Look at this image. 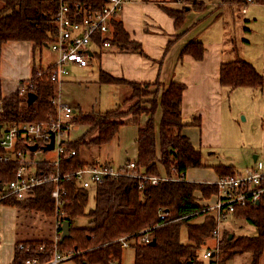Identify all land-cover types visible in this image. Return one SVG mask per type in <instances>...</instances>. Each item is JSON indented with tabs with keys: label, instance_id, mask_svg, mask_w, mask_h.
Segmentation results:
<instances>
[{
	"label": "trees",
	"instance_id": "trees-1",
	"mask_svg": "<svg viewBox=\"0 0 264 264\" xmlns=\"http://www.w3.org/2000/svg\"><path fill=\"white\" fill-rule=\"evenodd\" d=\"M72 10L78 8L102 9L106 0H68ZM185 4L181 10L167 8L166 11L179 28L184 23L188 11L202 10L204 2L197 0H175ZM239 2L247 0H236ZM264 3V0H252ZM190 9L187 7H189ZM58 11L57 0H0V48L8 41H31L34 47L49 46L56 38L57 26L55 18ZM113 37L111 42L121 51H133L143 54L140 42L130 39L121 20L114 19L111 23ZM101 45L100 41L98 42ZM190 54L196 59H202L204 44L200 40L190 41L182 50V55ZM32 77L34 75L32 74ZM33 79V78H32ZM101 83L127 84L133 89L134 104L127 111L120 107L108 111L79 112L73 118L74 125H90L89 131L75 142H67L65 152L61 155L59 170L62 174L75 172L85 165L81 156V147L105 145L110 143L117 134L121 119L128 114L147 112L148 122L139 130L137 144L138 157L134 173L144 171L150 175H158V164L161 163L172 179L162 181L158 185L143 182L131 175L123 174L105 180L102 184L90 188L79 186L75 176L63 182L66 189L63 209V220H69L70 236L63 241L58 240L59 250L71 255L77 264H112L123 259L124 247L121 239L125 238L134 248V264H204L198 259L197 251L206 244L208 238H213L217 227L214 212L200 205L195 196L201 191L207 198L217 192V185L207 182L187 181L185 173L189 168L208 167L203 162L202 153L196 150L190 139L182 133L187 124L183 122L181 112L182 96L185 84L173 80L168 86L162 82L138 83L118 78L100 70ZM25 80H22L23 83ZM221 82L230 91L238 87L264 88V75L250 62L242 58L225 61L221 66ZM34 92L38 98L28 104L25 95L15 91L4 97L0 81V123L42 122L49 115L55 116V106L51 99L58 93L57 84L47 76L33 79ZM161 93L158 102L156 94ZM153 95L150 107H143L144 98ZM161 105L163 115L160 123L159 142L161 155H158L157 134L154 125V112ZM199 125V122H195ZM94 133V135H93ZM172 148L173 150H169ZM75 150L76 154L68 157ZM47 152V151H46ZM129 162V161H128ZM18 163L0 161V184H5L15 178ZM220 177L237 173L233 165L217 164L213 166ZM35 171L45 174L55 171L48 161L35 164ZM175 173V177H172ZM53 182H46L34 188L33 195L26 199L9 197L3 200L4 205L16 206L20 209L42 213L51 218L56 213V207L51 196ZM94 198V206L88 209L90 198ZM165 214V218L160 217ZM88 216L89 226H75L74 220L80 216ZM252 224L256 228L253 235H234L226 229H221L218 236L216 256L220 254L224 263L236 255L249 253V264H260L264 253V192L259 202L238 206L232 214ZM186 226L188 242L181 241V229ZM222 228V227H221ZM59 233L61 229H58ZM149 233L155 244L140 242V238ZM44 248L40 250V247ZM53 247L51 240H23L17 243L14 260L11 264H25L26 260L39 256L47 261ZM221 262V263H220Z\"/></svg>",
	"mask_w": 264,
	"mask_h": 264
},
{
	"label": "crops",
	"instance_id": "crops-1",
	"mask_svg": "<svg viewBox=\"0 0 264 264\" xmlns=\"http://www.w3.org/2000/svg\"><path fill=\"white\" fill-rule=\"evenodd\" d=\"M197 1L204 2V9L188 11L184 23L178 28L174 18L168 14L166 9L181 10L185 6L183 2L129 0L115 19L122 21L131 40L141 43L144 53L121 51L114 45L110 48H103L101 51L95 50L94 56L85 66L71 64L69 75L60 85H57V89L66 83L82 89V85L89 83L90 85L85 87V90L93 92L92 87H97L99 91L102 89L107 93H112L106 95L111 97L112 103L115 97L114 104H116L108 107L111 104L108 102L104 107L101 105V109L96 110L94 107L87 109L77 101L78 105L73 106L76 109L75 115L80 111L104 112L118 107L127 111L134 104L131 86L101 83L100 70L138 83L160 81L168 86L171 81L176 80L183 82L186 86L182 96L181 112L187 124L182 128V133L190 139L196 150L201 151L202 158L203 148L222 146L227 87H224L221 82V66L225 61L242 58L264 75V3L249 0L243 2L236 0ZM188 8L190 9V5ZM192 40L203 42L202 59H196L190 54L182 55V50ZM41 53L43 54V49ZM35 54L36 48L31 41L14 40L2 45L0 48V81L4 97L17 91L22 80L32 77L37 66L33 61L36 58ZM236 56L238 57L235 58ZM54 61L48 62L45 56L41 59L40 66H48ZM232 92H229L227 96L229 97ZM161 93L160 91L156 94L158 102ZM153 97V95L145 97L143 107H150L149 102ZM162 115V107L158 105L154 112V125L159 156L161 155L159 133ZM149 117L147 112L130 113L124 116L113 140L104 145L109 147L108 156L100 157V162L95 160L89 164L108 163L122 166L128 161L136 160L139 152L137 144L139 130L146 125ZM196 121L199 125L195 124ZM79 126L78 130L69 134V142L77 141L87 132L97 133L95 130L89 131L90 125L80 124ZM77 131L82 133L75 138L74 134ZM83 148L90 149L91 147L82 146L80 153ZM84 163L88 164L85 161ZM217 164L224 163L216 161L208 164L210 168H189L184 178L192 182L215 184L220 177L213 167ZM158 170L160 176H167L165 167L161 163L158 164ZM236 171L238 172L237 169ZM195 196L200 205L210 206V208L217 200L214 194L207 198L203 197L199 190L195 192ZM211 210L214 212L213 209ZM33 213L35 212L16 206L0 205V264L12 263L16 245L20 241L53 240L56 237L54 217L49 218L43 215L39 218L40 227L28 226L27 219L34 218Z\"/></svg>",
	"mask_w": 264,
	"mask_h": 264
},
{
	"label": "built area",
	"instance_id": "built-area-1",
	"mask_svg": "<svg viewBox=\"0 0 264 264\" xmlns=\"http://www.w3.org/2000/svg\"><path fill=\"white\" fill-rule=\"evenodd\" d=\"M58 11L55 18L57 26L56 38L49 44L53 51L57 53V59L50 65L38 66L34 69L30 79L20 83L18 91L26 98L29 92H34L33 79L35 77L47 76L51 81L60 85L64 78L70 73V65L85 66L89 64L94 56L95 50L101 51L103 48L114 46L111 42L113 31L111 23L129 0H106L102 9L78 8L72 10V5L68 0H57ZM252 1V0H249ZM101 42L99 45L98 42ZM33 78V79H32ZM56 112L55 116L49 115L47 120L42 122H13L3 124L0 129V161H16L18 166L15 171V178L5 184L0 189V205L3 200L9 197L26 199L33 195L34 188L46 182H53L54 188L51 196L54 199L56 213L54 215V226L57 230L56 237L51 240L53 247L49 253L47 261L40 260L39 256L26 260L25 264H59L70 255L63 254L58 248L60 234L58 229L64 222L65 211L63 209L66 189L63 186L65 180L75 176L82 188H90L102 184L105 180L115 178L123 174H131L143 182H150L158 185L162 181L172 179L170 176H158L144 173V171L134 173L135 161L126 162L122 166H114L108 163H92L79 167L75 172L62 174L59 170L61 155L65 152V145L69 141L68 136L73 127V118L76 113L75 107L61 99L60 89L55 97L51 99ZM54 134V150L56 158L36 160L37 151L51 142V135ZM37 144V149L31 147ZM76 154L75 150L68 153V157ZM48 161L50 166L55 167V171L41 174L35 171V164ZM217 185V200L208 206L214 210L217 220V227L213 231L215 246L206 248L203 259L208 264H219L216 256L218 248V236L224 221L231 216L238 206H245L248 203L255 204L264 192V171L253 172L247 175L236 173L230 176L219 177L215 183ZM162 219L165 214H161ZM1 238V236H0ZM152 237L146 233L140 238V242L150 243ZM122 246H130V242L125 238L121 239ZM44 247L41 246L40 250ZM112 264H121L113 262Z\"/></svg>",
	"mask_w": 264,
	"mask_h": 264
},
{
	"label": "rangeland",
	"instance_id": "rangeland-1",
	"mask_svg": "<svg viewBox=\"0 0 264 264\" xmlns=\"http://www.w3.org/2000/svg\"><path fill=\"white\" fill-rule=\"evenodd\" d=\"M43 49V54L41 50ZM36 58L33 60L34 64L40 66L41 59L47 56L48 62H52L57 59V53L53 51L50 47L37 48ZM236 56L235 58H237ZM90 85L86 83L82 85V89L76 85L64 84L60 86L61 99L64 102L71 104L72 106L78 105L76 102L81 103L83 107L87 109L95 108L96 110L104 107L108 102L111 104L108 107L113 106L115 103V97L113 103L111 102V97L106 94L107 91L97 89V87H92L93 92L85 90V87ZM130 89V88H129ZM131 90V89H130ZM235 91H230L226 89V103H225V113L223 122V141L222 146L215 148H203V161L206 164H210L216 161H221L224 164H232L238 170L237 173L241 175H247L253 172L264 171V88H251V87H240L234 89ZM232 92L229 97L227 94ZM102 93V94H101ZM116 104H114L115 106ZM73 124L70 134L80 128ZM81 131H77L74 134L75 138L81 135ZM107 146V145H106ZM102 146H91L90 149L82 150L81 156L85 162H93L98 160L100 162L101 158L107 157L109 154V147ZM102 147V148H100ZM88 148V147H85ZM56 151L54 149L42 151L40 149L37 151L35 156L36 160L51 159L56 158ZM101 157V158H100ZM116 163V162H115ZM203 168H210L203 167ZM172 177L176 176L175 173L171 174ZM215 195V193H213ZM211 196V195H210ZM209 196V197H210ZM94 206V198L91 197L88 202V209ZM45 216V215H44ZM29 221L28 226L40 227V217H43L42 213H33ZM54 217V216H52ZM89 217L84 215L77 217L74 220L75 226L84 227L89 226ZM223 230L226 229L234 235L246 234L253 235L256 232L255 226L246 222L243 219L235 218L233 215L229 216L226 221L223 222L221 226ZM181 241L184 243L188 242V233L186 226L181 229ZM216 242L213 238H208L206 244L201 246L197 251V256L199 260H202L204 264H208V261L203 259V253L206 248L215 246ZM61 251V250H60ZM63 254L65 250H62ZM134 248L130 245L124 248L123 259L121 264H134ZM250 254L245 253L242 255H236L231 260L227 259L221 264H249ZM217 259L221 261L220 254ZM59 264H77L75 259L70 257L66 258ZM261 264H264V254L261 260Z\"/></svg>",
	"mask_w": 264,
	"mask_h": 264
},
{
	"label": "water",
	"instance_id": "water-1",
	"mask_svg": "<svg viewBox=\"0 0 264 264\" xmlns=\"http://www.w3.org/2000/svg\"><path fill=\"white\" fill-rule=\"evenodd\" d=\"M188 9V7H187ZM38 98V95L35 92H29L27 96V102L28 104L33 103ZM183 122H186V118H183ZM2 123H0V129L2 128ZM32 150L37 149V144L33 145L31 147ZM44 150H52L54 149V134L51 135V142L43 147ZM169 150H173L172 148H169ZM2 188V184H0V189ZM70 226L71 223L69 220H64L62 226H61V234H60V241H63L66 237L70 236ZM233 237V234L230 235V238ZM151 245L155 244V239H152L150 242Z\"/></svg>",
	"mask_w": 264,
	"mask_h": 264
}]
</instances>
